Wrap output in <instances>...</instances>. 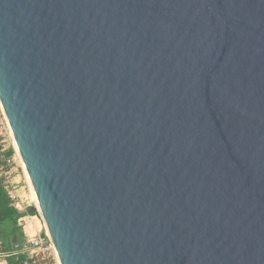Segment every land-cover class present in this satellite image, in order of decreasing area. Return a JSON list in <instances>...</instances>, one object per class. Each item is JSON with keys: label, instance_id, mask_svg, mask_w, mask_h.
Returning a JSON list of instances; mask_svg holds the SVG:
<instances>
[{"label": "water", "instance_id": "1", "mask_svg": "<svg viewBox=\"0 0 264 264\" xmlns=\"http://www.w3.org/2000/svg\"><path fill=\"white\" fill-rule=\"evenodd\" d=\"M0 103L60 264H264V0H0Z\"/></svg>", "mask_w": 264, "mask_h": 264}, {"label": "built area", "instance_id": "2", "mask_svg": "<svg viewBox=\"0 0 264 264\" xmlns=\"http://www.w3.org/2000/svg\"><path fill=\"white\" fill-rule=\"evenodd\" d=\"M8 150L12 152L10 157L5 156ZM16 159L22 167L10 126L0 103V187L6 193L10 206L23 214L17 220V226L21 228L23 234L22 242L7 246L0 233V264H60L49 233L43 225L37 232L34 229L26 231L27 224L33 227L40 213L34 201L25 198L20 192L22 189L19 183L13 180V166ZM30 207H35L37 210L32 216L26 213Z\"/></svg>", "mask_w": 264, "mask_h": 264}, {"label": "trees", "instance_id": "3", "mask_svg": "<svg viewBox=\"0 0 264 264\" xmlns=\"http://www.w3.org/2000/svg\"><path fill=\"white\" fill-rule=\"evenodd\" d=\"M0 197L3 202V206L0 205V225L2 221H6L9 229L7 236L5 237L4 235L3 239L5 240L7 246H10L11 244H18L22 240L23 234L21 228L17 226V220L22 217L23 214L17 212L10 206V201L1 187Z\"/></svg>", "mask_w": 264, "mask_h": 264}, {"label": "rangeland", "instance_id": "4", "mask_svg": "<svg viewBox=\"0 0 264 264\" xmlns=\"http://www.w3.org/2000/svg\"><path fill=\"white\" fill-rule=\"evenodd\" d=\"M13 180L19 183L20 188L22 189L20 192L21 194L28 199H32L31 198V194H30V189H29V185L26 182V178L25 175L23 173L22 167H20L18 160L16 159V163L13 166ZM34 230H39L40 226L39 223L36 222V225L34 224V226L32 227ZM0 232H1V236L3 237L5 235V237L7 236L9 229H8V223L6 221H2L1 225H0Z\"/></svg>", "mask_w": 264, "mask_h": 264}, {"label": "bare ground", "instance_id": "5", "mask_svg": "<svg viewBox=\"0 0 264 264\" xmlns=\"http://www.w3.org/2000/svg\"><path fill=\"white\" fill-rule=\"evenodd\" d=\"M16 151H17V149H16ZM22 169H23V173H24L25 178H26V182H27V184L29 185L31 198H32V200L34 201L35 206L38 207V206H37V202H36V198H35V196H34V193H33L32 187H31V185H30V182H29V180H28V177H27V175H26V172H25V170H24L23 165H22ZM36 222L39 223V226H42V225H43V226L45 227V229H46V226L44 225V222H43V220H42V216H41V214L39 215V218H37V221H34L35 224H36ZM40 224H41V225H40ZM30 230L32 231L33 229H32V226H30V224L28 223L27 226H26V231H30Z\"/></svg>", "mask_w": 264, "mask_h": 264}, {"label": "crops", "instance_id": "6", "mask_svg": "<svg viewBox=\"0 0 264 264\" xmlns=\"http://www.w3.org/2000/svg\"><path fill=\"white\" fill-rule=\"evenodd\" d=\"M36 225V224H35ZM33 229V228H32ZM36 232H37V230H36Z\"/></svg>", "mask_w": 264, "mask_h": 264}]
</instances>
